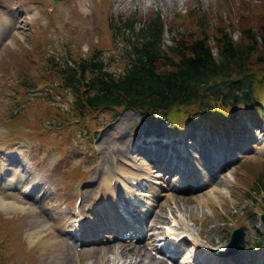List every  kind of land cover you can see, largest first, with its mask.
Listing matches in <instances>:
<instances>
[{
	"label": "rangeland",
	"instance_id": "1",
	"mask_svg": "<svg viewBox=\"0 0 264 264\" xmlns=\"http://www.w3.org/2000/svg\"><path fill=\"white\" fill-rule=\"evenodd\" d=\"M258 1L0 0V21L7 25L6 32L0 36V43L2 41L7 43L3 49L0 44V117L6 116L5 119H8L7 117L14 113H11V111L14 110V106L16 105L10 106L11 101L8 99V96L13 91L12 82L15 80L13 68L20 69L18 66L22 54L36 47L38 37L40 40L47 41L50 47L49 49H52L53 52L55 50L64 52L66 47H71L72 51L75 52L73 53L75 57L81 55L77 52L78 50L84 54H90V52L96 49L97 52L103 53L102 57L107 68L118 74L125 67L126 63L123 59L122 52L119 51L120 49L110 41L109 30L106 29L109 18H115L120 15L122 18L135 16L138 20H145L149 16L158 14L164 19L170 30L186 34L188 31H197L198 15L203 14L205 15V21L209 29L218 27L219 24L231 26L235 30L233 31V36L237 37L238 26L232 24L230 20L234 19L237 15L247 13V8L251 7L253 2ZM29 8L32 11H28ZM252 8L254 7L252 6ZM252 8H249L251 12ZM190 13L191 15L195 14V17L191 16ZM36 17H38L37 20H35ZM17 20H19L18 23H16ZM45 23L46 25L48 24L47 27H43ZM53 24L57 25L56 29ZM139 24L140 22L138 21L135 27L137 28ZM10 31L13 35L8 34ZM71 34L74 36L73 39L68 38ZM166 35L169 36V32ZM166 35L165 41L166 43H170L171 41L166 38ZM55 102L59 106H67L66 100H62V102L56 100ZM29 106V103L23 104V108L27 109V112L23 117L20 114L17 120L22 122L30 121V126H34L39 122L37 117H34L32 120L33 111ZM41 116L44 117L45 115L41 114ZM47 121L55 120L46 118L44 122ZM262 123L264 125V118L262 119ZM6 124L8 123L0 118V133L5 132L7 128ZM248 124L251 125L250 120ZM157 128L164 131L172 130L167 123L153 125L143 123L135 110L124 109L119 114L117 120L107 125L101 131L97 139L92 140L91 143H87V147L91 148L93 155L85 147L82 136L85 132L82 130L75 131L77 137L68 140V146L65 145V151L46 146L45 148H48V150H40L38 152L40 154L38 161L40 162L36 166V171L43 177L54 181V171L51 170L52 166L50 165L52 161L55 160L57 162L59 160L57 166L60 168H71L76 171L77 169L86 168L90 160L94 159V162L89 167V183H86V186H89L87 184H92L93 182L95 185L98 182H102L105 178L113 177L116 164H121L120 162H116L117 157L124 159L128 155V147L131 145L132 138H135L136 134L141 133L140 131L154 130ZM263 133L264 130L262 131L264 138ZM228 136H230L229 139L231 141H234L233 139H235L236 133L235 135L228 134ZM254 140L256 141L254 151L239 156L235 163L226 168L222 177L226 178L228 182L224 193H218L216 203L210 201L207 204H199L194 196L199 198L201 195H204V192L195 191L196 187H193V190L182 193L176 192L173 189H165L159 193L148 190L145 195L150 194L159 197V200L157 198L155 201L156 205H154L155 211L153 215L155 224H158L161 218L173 212L178 218L184 219L198 227L205 237L211 239L216 247L219 246L222 250L225 249L224 247L228 241L229 231L239 226V224H244L248 228L245 233L246 243L243 246V249L247 250L246 260L250 259L249 256L259 255L261 252L264 256V244L260 250H254L251 246L256 240L262 239L264 234V225L260 222L259 214L256 210V205L261 204L260 195L251 189L256 176L260 172H264V157L261 158V156H264V140L262 141L259 135ZM5 143L6 141L0 138V173L3 171L10 173L14 169L20 171L22 167L14 164V166L9 165L8 163L11 160L2 153L6 147ZM33 144L34 147L38 145L36 140ZM54 144V146L58 145V143ZM6 145L8 146L6 150L9 153L17 152L22 147L23 149L28 148L25 141L21 139ZM59 153L63 154L64 157L62 156L60 158ZM131 155L134 156L135 162L145 164L152 171V163L148 159L145 160L138 153H132ZM24 156L26 158L29 157L28 154ZM37 157L38 155L35 154V159L32 158V160H36ZM47 168L50 171L44 175V171ZM73 170H70L68 174L73 173ZM127 171L128 174L129 172L131 173L130 175L134 174L132 176L136 177L137 184L139 185H144L148 178L152 180L156 179L149 174H144L139 171L134 172L128 168ZM154 173L159 174L160 172ZM70 177L72 176L70 175ZM146 183L154 187V184L151 182ZM59 184L61 185L60 182H57V185ZM217 186L223 188L220 182H218ZM60 188L59 193L56 194L57 188L53 187L51 190L52 195L46 199L48 202L45 204V207L52 208V211L59 213V216L61 211L67 212L69 207L71 210L73 199L75 200L72 182L70 183V187L68 185L63 188L60 186ZM92 194L93 192L90 193V195ZM2 197L8 202L15 200L22 202L25 205V209H28L24 210L26 213L24 211L21 213L0 209V241L7 235V239L2 244L0 243V263L4 258L2 252L5 255H9L5 252L7 249L12 251L13 256L10 257L14 259L15 264H23V261L27 262L26 264H97L96 261L101 256L104 258L100 262L101 264H111L110 261L114 258H117L116 260H118L119 264H126L129 261L131 264H158L160 262L148 250L149 246L146 244V240H142L140 244L147 247V252L144 250L141 251L139 245V248L130 247L129 249L115 245L114 251L102 252L103 245L89 246L84 244V252L78 254L81 248L78 249L76 245L72 247L67 241H60L59 236H56L51 231L47 233L49 230L44 227L41 230L43 235L38 240L29 242V233L39 227L42 223L41 220L46 217L42 211L37 210V205L30 200L25 198L19 199L14 193H5ZM85 198L87 200L90 199L86 195ZM41 204L44 205V202ZM238 206L240 208L245 206V212L239 213V219H237V215L239 214L234 211ZM102 213L103 218H106V208L103 209ZM64 219L65 217H60L57 221L61 223ZM97 220L99 223L101 222L100 219ZM150 220L151 217L147 221L148 226ZM60 226L62 228L64 225L62 226L61 223ZM190 230L193 231L195 228L190 227ZM50 237H55L56 242H52L45 247L43 240ZM62 245L66 246V250L62 248L61 252L59 247ZM28 252L30 253L29 256L27 255L29 260L25 258V253ZM107 255L109 258H107ZM119 257L120 259H118ZM135 260L138 262H135ZM103 261L105 263H102ZM180 261L184 262L185 259L182 257ZM163 264L165 263L163 262Z\"/></svg>",
	"mask_w": 264,
	"mask_h": 264
},
{
	"label": "trees",
	"instance_id": "2",
	"mask_svg": "<svg viewBox=\"0 0 264 264\" xmlns=\"http://www.w3.org/2000/svg\"><path fill=\"white\" fill-rule=\"evenodd\" d=\"M252 6L230 20L238 26L237 37L231 26L209 29L205 15H198L197 31L186 34L165 27L158 14L145 20L118 16L108 30L112 42L124 43L120 73L109 70L96 49L70 61L50 59L51 75L73 98L65 116L70 111L89 126L101 112L124 107L135 108L149 123L181 116L215 128L241 112H256L264 99V0ZM137 21L141 26L135 28ZM166 29L170 43L164 41ZM251 189L262 206L264 172Z\"/></svg>",
	"mask_w": 264,
	"mask_h": 264
},
{
	"label": "bare ground",
	"instance_id": "3",
	"mask_svg": "<svg viewBox=\"0 0 264 264\" xmlns=\"http://www.w3.org/2000/svg\"><path fill=\"white\" fill-rule=\"evenodd\" d=\"M6 31V27L2 24H0V36L3 35V33H5ZM14 178L13 175H10L9 177ZM215 182L208 184L207 186L204 187H197L196 189L198 191L204 192V195H201L199 198L194 196L195 199H197V202L199 204H207L208 202L212 201L213 203H216V198L218 197V193L222 192L224 193V189L226 188V184H227V179L224 180H217L216 178L214 179ZM220 182L223 184V188L218 187L217 183ZM8 187L10 186L9 182L7 183ZM107 184V182H106ZM91 188L85 189V193H89L91 191ZM0 209L4 210H12V211H17V212H23L25 209V205L22 204V202H18V201H5V198L2 197V194L0 195ZM240 207L238 206V208L234 209L235 213L239 214L240 213ZM25 212V211H24ZM26 213V212H25ZM229 215V214H227ZM225 215V216H227ZM240 214L237 215V219H239ZM165 217H163L164 219ZM41 225H39V227H37L35 230L31 231L30 234V240L29 242H34L36 240H38L43 233L41 232L42 228H47L49 231L47 233H49L51 231V225L48 222H44V220H41ZM80 223V222H79ZM52 242H56L55 237H50L48 239L43 240V244L46 247L48 244L52 243ZM115 245L116 243H108L106 245H103L102 247V252H111L115 250ZM62 248L66 250V246L62 245L61 247H59V249L62 252ZM133 254H137V253H133ZM124 256V254H122ZM121 257V256H120ZM120 257L118 259H120ZM107 258H109V256L107 255ZM103 256L99 257V259H97L96 263L97 264H101L100 262L103 260ZM117 258H114L113 260L110 261L111 264H119L118 260H116ZM109 261V260H108ZM67 262V260H66ZM135 262H138L135 260ZM102 263H105V261H103ZM126 264H131L130 261L127 262ZM157 264V263H156ZM158 264H163V263H158Z\"/></svg>",
	"mask_w": 264,
	"mask_h": 264
},
{
	"label": "water",
	"instance_id": "4",
	"mask_svg": "<svg viewBox=\"0 0 264 264\" xmlns=\"http://www.w3.org/2000/svg\"><path fill=\"white\" fill-rule=\"evenodd\" d=\"M234 233H235V232H234ZM239 236H240V235H239ZM240 238H241V236L239 237V241H240ZM239 241H238V242H239Z\"/></svg>",
	"mask_w": 264,
	"mask_h": 264
}]
</instances>
